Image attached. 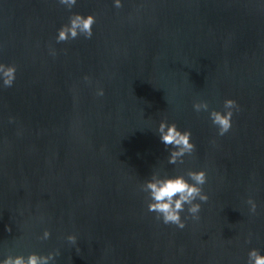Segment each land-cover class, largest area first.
Returning <instances> with one entry per match:
<instances>
[{
  "label": "water",
  "instance_id": "95a60500",
  "mask_svg": "<svg viewBox=\"0 0 264 264\" xmlns=\"http://www.w3.org/2000/svg\"><path fill=\"white\" fill-rule=\"evenodd\" d=\"M71 12L96 15L93 37L57 43ZM0 61L17 67L0 89V251L59 249L56 264H246L249 249L264 253L261 0H78L71 10L0 0ZM227 98L239 111L219 136L192 105L222 111ZM161 119L192 132L183 164L167 163ZM189 169L207 172L209 199L185 228L165 225L140 185Z\"/></svg>",
  "mask_w": 264,
  "mask_h": 264
},
{
  "label": "clouds",
  "instance_id": "9594fccd",
  "mask_svg": "<svg viewBox=\"0 0 264 264\" xmlns=\"http://www.w3.org/2000/svg\"><path fill=\"white\" fill-rule=\"evenodd\" d=\"M68 10L73 9L78 0H56ZM124 0H112L113 7L119 9L123 7ZM264 3V0H261ZM96 24V15L92 13L82 14L71 12L68 22L57 29L55 40L57 43L75 40L79 36L85 39L93 37V26ZM49 54L56 55V49L49 47ZM17 67L15 64H6L0 61V89L11 87L16 80ZM85 81L90 82V78L85 76ZM97 96L104 95V89H96ZM194 111L200 113L207 112L211 123L216 126L217 134L223 136L232 128L234 112L239 111L236 100L227 98L223 102V110L210 109L207 101H196L192 105ZM10 117V122L13 120ZM165 148L171 145L168 150L167 163L171 165L183 164L186 156H191L196 149L192 142V132L188 129L181 130L175 122L161 119L154 130ZM207 182V172L204 169L178 172L169 175L161 170L153 171L151 178L140 185V190L146 194L147 210L156 214V219L163 224H173L179 229L186 226V220H198L201 210V202L209 199L203 190V185ZM249 211L255 213L257 203L251 197L247 200ZM187 213L182 218V213ZM11 231V229H8ZM51 232L45 228L38 239L46 241L50 238ZM65 239L69 244L77 245L78 237L74 233L68 234ZM60 255L59 249L42 254L36 251L23 253H13L0 251V264H56V258ZM246 264H264V253L257 248L249 249Z\"/></svg>",
  "mask_w": 264,
  "mask_h": 264
}]
</instances>
